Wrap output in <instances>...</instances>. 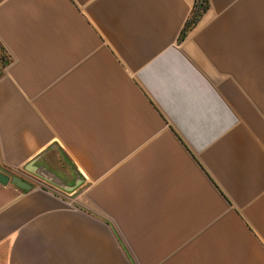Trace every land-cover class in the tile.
Wrapping results in <instances>:
<instances>
[{
  "label": "crops",
  "instance_id": "0c3cea01",
  "mask_svg": "<svg viewBox=\"0 0 264 264\" xmlns=\"http://www.w3.org/2000/svg\"><path fill=\"white\" fill-rule=\"evenodd\" d=\"M207 1L0 0V264H264V0Z\"/></svg>",
  "mask_w": 264,
  "mask_h": 264
},
{
  "label": "water",
  "instance_id": "95a60500",
  "mask_svg": "<svg viewBox=\"0 0 264 264\" xmlns=\"http://www.w3.org/2000/svg\"><path fill=\"white\" fill-rule=\"evenodd\" d=\"M7 182H11L12 184L20 187L21 189L24 190H29L31 189L32 185L27 183L25 180L18 176H11L7 173H5L3 170H0V183L1 184H6Z\"/></svg>",
  "mask_w": 264,
  "mask_h": 264
},
{
  "label": "trees",
  "instance_id": "16d2710c",
  "mask_svg": "<svg viewBox=\"0 0 264 264\" xmlns=\"http://www.w3.org/2000/svg\"><path fill=\"white\" fill-rule=\"evenodd\" d=\"M196 10L194 12L192 22L195 21L208 7V1L207 0H196L195 4ZM1 60L5 62L6 58L1 56Z\"/></svg>",
  "mask_w": 264,
  "mask_h": 264
}]
</instances>
